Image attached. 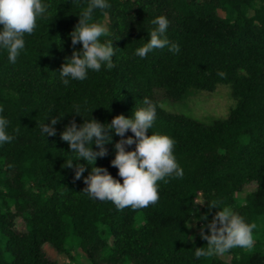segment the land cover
Masks as SVG:
<instances>
[{
    "label": "trees",
    "instance_id": "obj_1",
    "mask_svg": "<svg viewBox=\"0 0 264 264\" xmlns=\"http://www.w3.org/2000/svg\"><path fill=\"white\" fill-rule=\"evenodd\" d=\"M51 3L55 17L38 21L15 64L0 52V105L15 137L0 147V264H264V0H110V9L95 19L110 29L115 67L69 87L57 72L82 47L72 45L69 35L82 7L76 0ZM160 15L169 19L167 35L180 52L165 48L134 56ZM220 84L229 86L235 101L225 118L206 122L160 104ZM145 97L158 105L146 134L175 139L183 178L160 183L159 201L147 208L118 210L109 201L89 199L83 178L74 179V169L64 166L69 146L60 132L72 121L82 123L67 112L87 102L96 107L93 118L110 122L117 114L130 115ZM48 114L59 116L57 135L44 138L39 127ZM120 139L113 134L107 155L95 165L122 182L110 163ZM249 184L254 187L244 191ZM213 200L257 223L252 252L233 249L194 259L195 248L206 246L200 231L207 233L217 211L209 206ZM45 245L64 262L50 259Z\"/></svg>",
    "mask_w": 264,
    "mask_h": 264
},
{
    "label": "clouds",
    "instance_id": "obj_2",
    "mask_svg": "<svg viewBox=\"0 0 264 264\" xmlns=\"http://www.w3.org/2000/svg\"><path fill=\"white\" fill-rule=\"evenodd\" d=\"M82 11L78 23L70 32L72 45L80 44L81 49H73L71 57H66L57 72L60 82L69 87L72 82H83L90 73L111 71L115 67L116 50L110 38L108 25L96 20V13L111 7L110 0H76ZM57 13L51 0H0V52H6L7 61L15 64L26 49V36L32 35L38 28V21L51 22ZM169 19L160 15L152 20L154 28L148 33V39L133 53L146 58L157 49L167 48L169 52L179 53L180 45L170 41L167 33ZM59 43V41H56ZM223 77V72L218 73ZM109 106V105H108ZM87 102L74 104L71 111L82 118L77 125L70 122L60 132V139L67 142L69 151L64 166L74 169V179L83 178L86 185L83 192L89 199L109 201L118 210L125 208L142 209L155 205L159 197L160 183L171 179H182L184 172L174 153L175 139L167 134L146 132L153 129L157 119L158 105L145 97L142 106L132 110L130 115L117 114L110 122H101L91 116L92 110ZM0 105V147L11 143L15 137L9 132L11 121L3 115ZM87 114V115H85ZM62 116V115H60ZM44 118L39 127L40 134L56 136L55 125L59 116ZM131 132L132 135H126ZM113 134L121 139L114 144L115 155L110 161L117 168L120 180L115 179L107 169L95 165L97 158L107 155L105 145L112 142ZM135 144L134 150L126 146ZM93 145L97 150L93 149ZM83 161L84 163H80ZM85 165L88 174L85 176ZM11 167V165H9ZM209 202V201H208ZM202 203V202H197ZM223 201L213 200L210 207L217 209L213 219L207 223V233L203 227L200 236L206 241L205 247H196L194 259H212L231 253L233 249L247 252L254 250V232L258 225L247 222L245 218L230 206H222ZM200 219H206L201 217Z\"/></svg>",
    "mask_w": 264,
    "mask_h": 264
},
{
    "label": "rangeland",
    "instance_id": "obj_3",
    "mask_svg": "<svg viewBox=\"0 0 264 264\" xmlns=\"http://www.w3.org/2000/svg\"><path fill=\"white\" fill-rule=\"evenodd\" d=\"M160 104L170 112L181 113L207 122L214 118H225L235 101L231 96L229 86L220 84L212 92L192 91L187 97L179 101L160 99ZM253 187L254 184H249L244 188V191H250ZM197 201L200 202L199 199ZM16 225L18 229H22L20 218L17 219ZM44 251L50 259L56 260L58 263H62L66 259L49 245L44 246ZM79 260L80 263L77 264H88L83 259Z\"/></svg>",
    "mask_w": 264,
    "mask_h": 264
}]
</instances>
